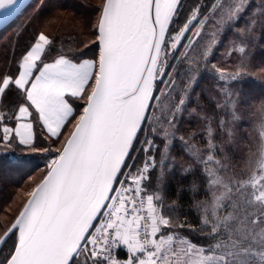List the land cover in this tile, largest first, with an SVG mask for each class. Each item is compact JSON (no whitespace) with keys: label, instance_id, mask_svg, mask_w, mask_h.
I'll list each match as a JSON object with an SVG mask.
<instances>
[{"label":"snow or ice","instance_id":"snow-or-ice-1","mask_svg":"<svg viewBox=\"0 0 264 264\" xmlns=\"http://www.w3.org/2000/svg\"><path fill=\"white\" fill-rule=\"evenodd\" d=\"M22 7L0 0V22ZM250 7L100 0L90 58L87 45L66 49L43 30L13 48L0 68V155L44 166L3 225L0 264H264V131L243 155L223 118L219 143L208 127L203 149L180 127L201 71L225 83L236 118L244 101L232 83L248 74V44L264 28V8ZM229 31L232 70L209 63ZM257 110L264 117V101ZM177 141L189 160L179 172L204 186L195 224L180 219L178 199L165 203Z\"/></svg>","mask_w":264,"mask_h":264},{"label":"trees","instance_id":"trees-1","mask_svg":"<svg viewBox=\"0 0 264 264\" xmlns=\"http://www.w3.org/2000/svg\"><path fill=\"white\" fill-rule=\"evenodd\" d=\"M57 1L60 2L61 0H42L31 16H26L22 21L15 23L19 17L21 18L24 16L29 5L33 2V0H31L12 21L0 29V68L8 66V62L12 58V50L14 47L17 52H19V46L26 44L29 38L34 33H37L39 29L36 25L38 19L56 8L57 5L54 6V3ZM68 1L73 6V12L80 14L81 17L85 19L89 16L90 13L88 9L92 7L91 2L87 0ZM184 2L186 5H189L193 3V0H184ZM254 6H256V8L251 9V11H256L258 13L264 8V3L260 0V2ZM69 7L71 6H68V8ZM246 22L247 17L243 14L238 21V25H242ZM90 24L89 26H92V23ZM81 32L82 30L79 32L60 31L56 35L51 34L50 36L55 38L57 44L62 43L66 49H76L79 51L84 45H87L85 52L86 56L90 58L95 48L91 43H84L85 38ZM257 33L255 43H249L247 48L246 58L248 61V73L250 74L252 72L250 71L251 69L264 70V28L258 27ZM232 35L233 33L229 31L226 35L221 36L220 42L217 44L218 46L209 59V63H212L215 58H221L222 60L226 59L225 54L229 47L228 40ZM231 55L233 56L234 54L231 53ZM237 56L238 55H236V58ZM222 60L219 63L215 62L223 67L232 68L233 65L228 66V64H223L224 62ZM225 62H227V60H225ZM249 76L250 75L247 74L242 77L240 81L232 83L233 88L239 87L242 89V98L244 101V103L240 105L239 111L236 112V118L233 119L230 113V106L225 100L226 93L224 95L220 93V87H224V83L218 80L213 73L208 71H201L199 73L195 83V92L193 93L194 103L188 105V108H193L194 112H190L188 109L189 111L185 114L180 124L182 132L186 138L190 139L191 143L204 141L205 138H207L206 129L208 127L213 129L215 140L219 143L221 134L218 126L221 118H223L228 122L224 128V134L227 135L229 131L233 133L236 147L244 149L243 155H247L249 151H257L261 128L259 122L261 119H264L257 110V106L261 101H264V74L257 78H251V76ZM197 105L198 108L196 107ZM217 105H219V107H217ZM0 107H2V105H0ZM193 132H198L199 135L195 138H191ZM172 155L176 157L177 171L169 180L165 203L167 204L172 200L178 199L179 205L181 206L177 209V211L181 213L180 219H188L194 224L198 223V210L195 207V203L196 201H203L206 199L204 186L199 181H195L197 188L193 190L192 184L194 183V174L189 172L185 175L179 172L180 165L182 163L187 165L189 160L187 155L180 150L178 141L172 147ZM240 155L241 153L238 151L237 158H239ZM43 166L44 160L36 155L33 157H25L21 160H17L14 156L0 155V215L4 214L6 205L12 199L14 195L13 190L20 188L28 176L34 173H40ZM181 187H183L185 191H178ZM207 198L210 199V197ZM5 223L6 220L2 221L0 219L1 233L3 232V225ZM183 231L187 233V227H185ZM192 238L195 240V234H192Z\"/></svg>","mask_w":264,"mask_h":264},{"label":"rangeland","instance_id":"rangeland-1","mask_svg":"<svg viewBox=\"0 0 264 264\" xmlns=\"http://www.w3.org/2000/svg\"><path fill=\"white\" fill-rule=\"evenodd\" d=\"M42 0H33V2H31V4L29 5L27 11L25 12L24 16H22L21 18L19 17V19H17V22L22 21L23 19L26 18V16H31L34 11L37 9V7L39 6V4L41 3ZM89 2L92 3V7H90L88 9L89 11V16L85 18H82L80 14H77L75 12L72 11V5L70 4V2L68 0H61L60 2H56L54 3V6L57 5L56 8L52 9L51 11H49L47 14H44L42 17H40L38 19V23L36 24L39 29L37 30H43L46 32V34L49 35H56L58 32H66V31H81V33H83L84 38H85V42L84 43H89V41L93 40L94 37L92 36V26L90 23H92V25L95 23L96 17H97V5L99 4L100 0H87ZM258 2H260V0H249V4H250V8H249V12L251 11V9H255ZM60 6V7H58ZM68 6H71L68 8ZM80 10V9H79ZM244 15L247 17L248 13H244ZM92 21V22H91ZM12 29V28H11ZM12 31V30H10ZM9 31V32H10ZM82 35V36H83ZM219 44V43H218ZM218 45H216L213 49V51L215 50V48ZM219 52V51H218ZM236 55H239V53H235L233 56L231 55V52L226 51V59H221V58H215L213 59V62H221V60L224 62H222L223 64H228L229 65H234L235 64V58ZM225 60H227V62H225ZM228 68V67H227ZM229 70H232V68H229ZM250 73H248V75L251 76V78H257L260 77V75L264 74V70L260 71V70H255V69H251ZM249 72V71H248ZM249 76V77H250ZM218 79V77H217ZM219 80V79H218ZM223 82V81H222ZM224 83V82H223ZM224 86L225 83H224ZM230 106V113H231V117H233V113L231 111V105ZM190 107V106H189ZM190 110V112H194L193 108H188ZM188 110V111H189ZM236 116V113H235ZM264 131V129L260 128V140L258 141V146L257 149L260 145L261 142V132ZM196 146L198 148H205L208 140L207 138H205L204 141H199V142H195ZM40 173H34L33 175L28 176V178L24 181L23 185L20 188H16V189H12L14 192V195L12 197V199L9 201V203L6 205V208L4 210V214L0 215V219L2 221L7 220V217L11 216L12 213H14L18 206L20 205V202L23 198V193L27 190H30V188L33 186V181H35L38 177H39ZM0 234L2 235L3 232Z\"/></svg>","mask_w":264,"mask_h":264},{"label":"water","instance_id":"water-1","mask_svg":"<svg viewBox=\"0 0 264 264\" xmlns=\"http://www.w3.org/2000/svg\"><path fill=\"white\" fill-rule=\"evenodd\" d=\"M31 0H22L23 7L16 13L14 16L10 17L6 22H0V29L6 26L10 21H12L22 10L23 8L30 2Z\"/></svg>","mask_w":264,"mask_h":264}]
</instances>
